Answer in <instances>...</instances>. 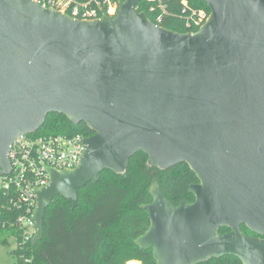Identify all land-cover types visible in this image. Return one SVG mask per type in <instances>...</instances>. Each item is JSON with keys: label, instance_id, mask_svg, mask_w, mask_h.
<instances>
[{"label": "water", "instance_id": "water-1", "mask_svg": "<svg viewBox=\"0 0 264 264\" xmlns=\"http://www.w3.org/2000/svg\"><path fill=\"white\" fill-rule=\"evenodd\" d=\"M139 1L79 19L37 0H0V175L12 143L50 112L93 131L74 168L44 165L32 243L54 196L74 208L78 188L105 169L123 173L143 151L149 166L185 162L198 179L194 200L177 205L158 181L149 188V225L134 242L156 264L223 255L264 264V0H203L210 13L187 32L151 21Z\"/></svg>", "mask_w": 264, "mask_h": 264}, {"label": "trees", "instance_id": "trees-1", "mask_svg": "<svg viewBox=\"0 0 264 264\" xmlns=\"http://www.w3.org/2000/svg\"><path fill=\"white\" fill-rule=\"evenodd\" d=\"M111 1L119 3L121 0ZM186 1L190 7L210 13V7L203 0ZM164 3L166 11L160 21L156 20L157 11L149 9L152 3L141 0L135 7L137 11L145 12L151 21L173 31L198 29V26L186 27L184 19L190 12H183L182 0H164ZM77 132L93 133L84 123L75 124L63 114L50 112L35 134ZM153 181H158L160 190L174 205L181 199L194 200L188 188L198 179L185 162L161 169L149 166L147 154L137 151L130 157L123 173L105 169L98 181H89L78 188L74 208L70 199L54 196L44 214L43 236L35 244L31 239L23 238L24 230L18 217L24 211L14 207L10 197L0 191V242L14 243L11 252L16 256L17 264L136 262L129 260L156 264L151 249H142L134 242L149 225V212L141 205L152 201L149 188ZM241 230L255 235L244 224H241ZM227 231L228 227L219 229V232ZM198 264H241V261L232 255H223Z\"/></svg>", "mask_w": 264, "mask_h": 264}, {"label": "built area", "instance_id": "built-area-1", "mask_svg": "<svg viewBox=\"0 0 264 264\" xmlns=\"http://www.w3.org/2000/svg\"><path fill=\"white\" fill-rule=\"evenodd\" d=\"M44 6L54 7L79 19H95L102 14L114 16L118 3L111 0H37ZM141 1V0H140ZM150 11L156 12V20L160 21L166 11L164 0H145ZM183 12L189 10L185 25L187 28L202 25L208 13L204 9L190 7L182 0ZM83 133H55L20 135L10 146L8 153L10 171L0 175V191L10 197L14 207L21 208L24 213L18 217L23 228L24 240L33 238L36 229L31 219L34 209L35 189L46 185L49 181L44 165L56 169L74 168L84 151Z\"/></svg>", "mask_w": 264, "mask_h": 264}, {"label": "rangeland", "instance_id": "rangeland-1", "mask_svg": "<svg viewBox=\"0 0 264 264\" xmlns=\"http://www.w3.org/2000/svg\"><path fill=\"white\" fill-rule=\"evenodd\" d=\"M9 240H11V238H9ZM13 247H14V243H10L9 245H6L0 242V264H17L16 256L11 252ZM131 263H137V262H131ZM139 263L141 264L140 261Z\"/></svg>", "mask_w": 264, "mask_h": 264}, {"label": "crops", "instance_id": "crops-1", "mask_svg": "<svg viewBox=\"0 0 264 264\" xmlns=\"http://www.w3.org/2000/svg\"><path fill=\"white\" fill-rule=\"evenodd\" d=\"M129 261H136V262H138V263H131V264H140L139 263V261H137V260H129ZM128 262V261H127ZM126 264V263H125Z\"/></svg>", "mask_w": 264, "mask_h": 264}, {"label": "flooded vegetation", "instance_id": "flooded-vegetation-1", "mask_svg": "<svg viewBox=\"0 0 264 264\" xmlns=\"http://www.w3.org/2000/svg\"><path fill=\"white\" fill-rule=\"evenodd\" d=\"M145 232V231H144ZM247 235H253V234H247ZM151 253H152V249H151ZM153 256V255H152ZM156 262V261H155ZM242 264V263H241Z\"/></svg>", "mask_w": 264, "mask_h": 264}]
</instances>
